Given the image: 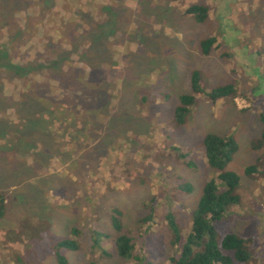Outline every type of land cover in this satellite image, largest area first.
Wrapping results in <instances>:
<instances>
[{"label": "rangeland", "instance_id": "rangeland-1", "mask_svg": "<svg viewBox=\"0 0 264 264\" xmlns=\"http://www.w3.org/2000/svg\"><path fill=\"white\" fill-rule=\"evenodd\" d=\"M191 4L207 8L202 23L183 15ZM77 23L88 38L55 50L70 27L83 32ZM98 32L106 36L89 46ZM208 37L215 44L202 55ZM1 48L10 65L32 69L24 80L0 69V264H56L49 247L71 239L72 228L78 248L62 249L65 264H127L115 254L120 235L136 238L145 260L136 264H169L164 214L186 232L214 174L201 150L210 134L236 145L225 170L238 179V202L215 225L218 236L244 239L248 264H264V150L251 147L264 120V0H0ZM56 53L78 82L67 85L75 77L62 73L67 64H47ZM192 73L200 92L176 126L173 110L191 94ZM226 85L233 98L205 97ZM59 105L78 122L41 116ZM183 184L189 192L176 188ZM151 198L159 204L148 224ZM91 231L106 239L92 247Z\"/></svg>", "mask_w": 264, "mask_h": 264}, {"label": "trees", "instance_id": "trees-1", "mask_svg": "<svg viewBox=\"0 0 264 264\" xmlns=\"http://www.w3.org/2000/svg\"><path fill=\"white\" fill-rule=\"evenodd\" d=\"M175 1V0H171ZM107 10V9H103ZM207 8L198 4H191L186 7L183 11V15L192 18L197 23H202L206 18ZM77 20L84 21L79 15H77ZM72 22H76L72 20ZM85 22V21H84ZM83 22V24H84ZM87 22V21H86ZM85 22V23H86ZM81 24V22H80ZM87 24V23H86ZM78 25V23H77ZM69 27V25H68ZM80 27L82 33L78 35L75 33V28L68 29L66 32L60 34L59 44L55 46V50H61L60 48L69 43V39L76 38V40L87 39L88 35L85 33V26ZM76 27V28H77ZM90 30V29H89ZM101 33H94L89 40L90 45L94 47L99 44L100 40L106 36V34L101 35ZM72 38V39H73ZM213 37H208L199 43V50L202 55H207L212 49L214 43ZM6 47V46H5ZM77 47V46H76ZM63 51H61L62 53ZM57 54V53H56ZM60 55V54H57ZM84 56V55H82ZM53 61H46L47 64L51 62L54 68H58L59 65L67 64V71H62L68 75L73 74L75 77L69 79V83L78 82V75L72 71L68 72L70 69V61L67 57H56ZM46 62H44L46 64ZM84 66L88 67L89 63L84 62ZM85 66V67H86ZM91 66V64L89 65ZM45 68V67H44ZM0 69L4 71H11V73L20 80H24L26 74L32 68L28 66H16L10 65L7 58V53L4 48L0 50ZM198 76L196 73H192L190 77V95H181L178 98V105L173 110L174 124L182 125L185 117L188 115L190 107L194 102V95L199 94L200 89L198 86ZM86 87V84H82ZM85 91V92H84ZM86 93V90H83ZM80 96L75 99L77 104L80 105L87 101V97L84 98L85 94H79ZM205 97L211 101L216 102L220 99H226L228 97H234V89L230 85L215 88L210 90L208 93L204 94ZM57 105V104H56ZM64 106V107H63ZM55 106L52 111L45 113L42 111V117L49 114L50 124L60 122V124H65L70 120H76L77 117L70 116L72 111L67 109L65 105ZM70 112V113H69ZM58 114V117L55 115ZM53 118V119H52ZM262 129L259 137L252 143L251 147L253 150H264V120H262ZM69 124V123H67ZM75 125L74 127H76ZM68 127H73L68 125ZM3 143L7 142V139H0ZM0 141V142H1ZM15 145V144H14ZM202 158L205 161L207 167L214 173L210 180H208L202 190L201 195L196 203V205L189 212V226L185 233H182L174 221L171 214H164L167 229L170 233L171 242V253L168 256L169 264H248L250 261V255L248 254L246 243L244 239H240L232 234H224L221 237L218 236V231L216 229V224L222 221L226 217V210L230 206H234L238 202V197L235 194V190L238 185L237 177L229 171L225 170L226 165L230 162L231 156L235 153L236 145L233 139L230 137L216 136V135H206L201 141ZM253 167H249L244 170L245 174H250L253 171ZM176 188L183 192H189L190 188L188 185H177ZM159 203L156 202V198L149 199L145 205L149 209V214L142 221L144 223H151L154 217L153 209L156 211V207ZM4 198L0 193V219L3 217L4 213ZM110 221L112 226L119 229L117 220L113 216H118L117 210H109ZM71 239L57 241L50 245L49 252H53L52 257L56 264H65V260L61 256L60 252L63 250H68L74 252L78 248L77 237L79 236V231L77 228L71 229ZM103 234L96 233L95 231L88 232V238L92 243V247H96L100 239H106ZM74 238V239H73ZM115 254L116 256L126 262L127 264H136L137 261H145L142 255L141 248L136 244V238L120 235L114 240ZM138 247V248H137ZM53 250H51V249ZM56 248V252H55ZM140 249V250H139Z\"/></svg>", "mask_w": 264, "mask_h": 264}]
</instances>
